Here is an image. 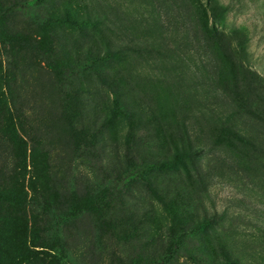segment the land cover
Returning a JSON list of instances; mask_svg holds the SVG:
<instances>
[{
  "label": "rangeland",
  "instance_id": "rangeland-1",
  "mask_svg": "<svg viewBox=\"0 0 264 264\" xmlns=\"http://www.w3.org/2000/svg\"><path fill=\"white\" fill-rule=\"evenodd\" d=\"M73 4L100 23L66 41L71 57L114 56L104 80L88 71L67 96L40 74L20 93L25 117L5 94L0 264H148L204 221L208 235L186 241L197 256L203 237L264 264V0ZM103 188L115 193L95 202Z\"/></svg>",
  "mask_w": 264,
  "mask_h": 264
},
{
  "label": "trees",
  "instance_id": "trees-1",
  "mask_svg": "<svg viewBox=\"0 0 264 264\" xmlns=\"http://www.w3.org/2000/svg\"><path fill=\"white\" fill-rule=\"evenodd\" d=\"M0 0V58L5 64L0 69V111L5 107L4 96L10 97V114L25 117L26 112L22 108V102L18 101L20 93L37 81L40 74H48L58 78L63 96H67V90L72 80L82 79L90 71L104 80L100 73L107 68V61L114 56L110 47L103 56L100 53H91L84 62H75L70 52L65 48L67 40L71 39L74 32L80 35L85 34L86 27L93 31L98 30L99 17L91 13L81 15L80 10L73 4V0ZM59 3V4H58ZM28 15L25 23H20L18 18ZM40 30L41 35L35 33ZM91 56V57H90ZM103 62V67L100 63ZM28 75V77H27ZM115 103L118 100L115 99ZM240 142L248 144L246 137L238 132L233 135ZM32 141L31 137L29 138ZM133 170V171H132ZM136 165L130 163L127 173L134 181L138 178ZM115 193L108 188H103L93 196L94 201L100 199L108 202L111 195ZM41 206L38 203L30 202V208L40 206L43 210L46 200L41 197ZM36 210V209H35ZM210 225L208 221L193 226L190 229L182 228L181 235H173L167 247L161 248L163 253L148 264H178L181 257H185L194 264H240L237 257H233L228 249L221 246L219 256L209 250V243L205 238L203 242V253L197 256L192 247L186 244L187 238L195 230L201 232L204 237L208 235ZM137 259V258H136ZM141 259L130 260L129 264H146Z\"/></svg>",
  "mask_w": 264,
  "mask_h": 264
}]
</instances>
